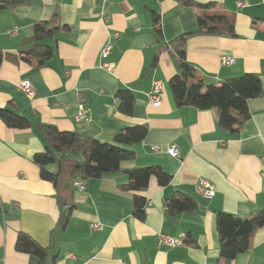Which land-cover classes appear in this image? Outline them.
<instances>
[{"label":"crops","instance_id":"1","mask_svg":"<svg viewBox=\"0 0 264 264\" xmlns=\"http://www.w3.org/2000/svg\"><path fill=\"white\" fill-rule=\"evenodd\" d=\"M12 1L17 4L0 8V109L14 110L32 126L8 128L0 119V264H35L34 255L14 247L19 231L49 247L45 264H264V225L252 234L248 250L225 263L219 257L215 221L218 211L247 214L264 207V24L257 19L264 16V0H191L215 4L207 10L182 0ZM151 11L159 13L166 42L196 30L197 14L203 12L222 13L233 21V37L187 36L185 55L205 83L245 72L260 77L261 95L248 100L250 117L237 134L218 126L213 109L174 103L169 80L177 67L172 54L158 51ZM54 12L69 28L44 39L53 47L45 64L30 65L20 58L19 43L32 35L34 21L48 20ZM107 43L111 70L101 66L100 51ZM156 53V65L149 67ZM222 55L232 57V63L222 65ZM23 79L32 84V97L19 89ZM156 80L162 87L158 105L148 100ZM119 88L134 95L130 115L116 108ZM79 103L88 120L75 119ZM37 124L84 132L103 142L134 124H145L147 134L132 146L135 156L122 161L120 170L88 178L82 189L73 186L80 179L74 178V207L60 230L54 228L55 188L40 178L33 160L44 149ZM172 145L178 157L166 151ZM148 165L160 166L170 181L161 186L150 177L141 191L144 218L138 220L131 213L132 192L118 185L127 180L121 169ZM199 178L213 184L211 198L195 192ZM181 194L194 198L199 208L168 215L165 200ZM95 223L101 227L93 228ZM158 232L185 240L159 246Z\"/></svg>","mask_w":264,"mask_h":264},{"label":"trees","instance_id":"2","mask_svg":"<svg viewBox=\"0 0 264 264\" xmlns=\"http://www.w3.org/2000/svg\"><path fill=\"white\" fill-rule=\"evenodd\" d=\"M182 3L201 10L215 6L212 2L199 3L191 0H182ZM15 4L17 3L12 0H0V8ZM257 19L264 24V16ZM151 23L158 41V51H168L176 63L177 71L169 80L174 103L177 106H194L201 110L213 109L218 126L230 135L237 134L250 117L248 100L261 95L260 77L256 73L245 72L205 83L197 76L196 69L187 61L185 55L187 36L206 33L233 37L236 36L233 21L222 13L203 12L197 14L196 30L182 33L167 42L162 37L160 16L157 11H151ZM68 28V25L59 23L57 12L48 20L34 21L32 35L19 43L20 58L33 66L45 64L53 55V47L45 44L44 39ZM157 58L156 53L149 67L156 65ZM1 60L0 54V63ZM115 97L117 110L124 115H130L134 103L132 92L127 88H119ZM0 119L8 128L25 129L32 126L27 117L12 109H0ZM37 127L42 132L44 149L35 153L33 160L39 168L40 178L49 181L55 188L54 198L58 215L54 228L60 230L67 226L74 207L70 188L74 178L79 177L83 180L100 178L108 172L120 170L122 161L134 158L132 146L147 134L145 124H134L115 131L109 142H103L84 132L59 130L52 125L37 124ZM121 171L127 180L118 187L123 191L132 192L131 213L136 219L142 220L146 197L141 191L148 186L151 176L156 178L159 185L164 186L170 181V174L158 165L132 167ZM164 207L170 216L193 212L199 208L195 199L187 194L169 196ZM215 221L220 243L219 257L228 263L239 253L249 249L252 234L264 225V207L256 208L247 214L218 211L215 213ZM14 247L18 252L34 255L35 264H45L49 247L41 245L30 234L19 231Z\"/></svg>","mask_w":264,"mask_h":264},{"label":"built area","instance_id":"3","mask_svg":"<svg viewBox=\"0 0 264 264\" xmlns=\"http://www.w3.org/2000/svg\"><path fill=\"white\" fill-rule=\"evenodd\" d=\"M238 5L241 6L242 3L239 2ZM110 47H111L110 44L107 43L103 46V48L100 51L101 58H104V61H102L101 66L106 70H111L113 68V64L106 60V57L108 56V53L110 50ZM220 61H221L222 65H230L232 63V57L222 55ZM18 87L26 96L32 97L34 95L33 86L29 80H27V79L21 80ZM161 91H162L161 82L158 80L154 81L152 84L151 90L148 94V100L152 104L158 105L160 103ZM75 119L78 121L88 120V115L84 111L81 103L78 104ZM152 150L158 151V147H153ZM166 151L168 152V154H170L172 156H175V157L179 156V150H178L177 146H175V145L168 147L166 149ZM83 181L84 180L81 178L77 179L73 182V186H75L78 189H82L83 188ZM194 190L198 195L203 196L205 198H211L215 193V188H214L213 184L205 178H199L196 181L195 186H194ZM92 227L99 229L101 226H100V224L95 223V224H92ZM156 240H157V244L159 246L174 247V246L182 245L185 238L183 236L174 237V236H170L168 234L158 232L156 234ZM122 264H125V263L122 262Z\"/></svg>","mask_w":264,"mask_h":264}]
</instances>
